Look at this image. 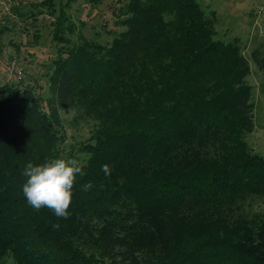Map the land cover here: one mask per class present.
<instances>
[{
    "label": "trees",
    "instance_id": "obj_1",
    "mask_svg": "<svg viewBox=\"0 0 264 264\" xmlns=\"http://www.w3.org/2000/svg\"><path fill=\"white\" fill-rule=\"evenodd\" d=\"M77 1L47 28L46 95L26 74L0 86V264H264V213L251 210L264 199V157L246 143V78L252 64L264 96V43L245 55L215 39V15L196 0H124L110 41L71 42L65 10ZM5 2L21 17L20 0ZM32 6L54 13L53 0ZM68 110L89 128L74 146ZM57 158L85 173L68 219L22 192L29 162Z\"/></svg>",
    "mask_w": 264,
    "mask_h": 264
},
{
    "label": "rangeland",
    "instance_id": "obj_2",
    "mask_svg": "<svg viewBox=\"0 0 264 264\" xmlns=\"http://www.w3.org/2000/svg\"><path fill=\"white\" fill-rule=\"evenodd\" d=\"M16 1V0H15ZM19 1V0H17ZM18 12L12 14L5 0H0V14L8 13L7 26L0 52V86L17 81L16 71L21 78L33 77L46 95V78L49 61L53 55L54 43L50 41V28L53 17L65 0H53L54 13L46 16L44 6H32L41 0H20ZM124 0H101L89 5L84 0L72 3L65 14L73 33L67 36L71 42L78 37L94 39L100 43L110 41L114 30L117 9ZM206 15H215V39L223 42L236 40L246 55L256 44L264 43V0H196ZM66 25V24H65ZM33 33L37 36L32 37ZM68 35L67 32H64ZM246 83L251 87V113L254 124L252 133L246 136V143L257 154L264 157V96L260 91L261 75L250 64V74ZM66 125L69 126L66 145L74 146L75 141L87 136L88 126L84 123H71L73 111H61ZM252 212L264 213V199L257 201Z\"/></svg>",
    "mask_w": 264,
    "mask_h": 264
},
{
    "label": "clouds",
    "instance_id": "obj_3",
    "mask_svg": "<svg viewBox=\"0 0 264 264\" xmlns=\"http://www.w3.org/2000/svg\"><path fill=\"white\" fill-rule=\"evenodd\" d=\"M102 170L106 176L110 174L108 165L102 166ZM84 174L83 166L76 158H57L41 164L29 162L22 173L26 177L22 185L23 196L36 211L47 208L57 218L68 219L76 177ZM92 187L91 182L83 185L85 191Z\"/></svg>",
    "mask_w": 264,
    "mask_h": 264
},
{
    "label": "built area",
    "instance_id": "obj_4",
    "mask_svg": "<svg viewBox=\"0 0 264 264\" xmlns=\"http://www.w3.org/2000/svg\"><path fill=\"white\" fill-rule=\"evenodd\" d=\"M20 77H21L20 72H19V70H17L15 78L18 80V79H20Z\"/></svg>",
    "mask_w": 264,
    "mask_h": 264
}]
</instances>
